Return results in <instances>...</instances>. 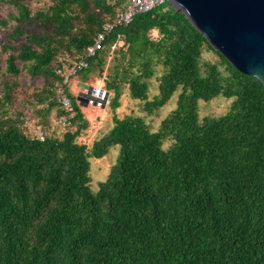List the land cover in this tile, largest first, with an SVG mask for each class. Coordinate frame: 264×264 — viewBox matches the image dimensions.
<instances>
[{
	"label": "trees",
	"instance_id": "1",
	"mask_svg": "<svg viewBox=\"0 0 264 264\" xmlns=\"http://www.w3.org/2000/svg\"><path fill=\"white\" fill-rule=\"evenodd\" d=\"M123 6L0 0V264H264V88L256 79L237 73L165 3L114 27L87 67L63 80ZM117 35L124 51H110ZM104 71L110 128L85 146L77 139L88 123L67 83L79 76L89 89ZM123 93L146 116L174 93L175 106L152 132L143 117L114 115ZM216 97L226 112L198 119L197 102ZM61 120L56 135L51 124ZM111 147L116 161L92 192L88 160Z\"/></svg>",
	"mask_w": 264,
	"mask_h": 264
},
{
	"label": "water",
	"instance_id": "2",
	"mask_svg": "<svg viewBox=\"0 0 264 264\" xmlns=\"http://www.w3.org/2000/svg\"><path fill=\"white\" fill-rule=\"evenodd\" d=\"M239 74L264 88V0H166Z\"/></svg>",
	"mask_w": 264,
	"mask_h": 264
},
{
	"label": "rangeland",
	"instance_id": "3",
	"mask_svg": "<svg viewBox=\"0 0 264 264\" xmlns=\"http://www.w3.org/2000/svg\"><path fill=\"white\" fill-rule=\"evenodd\" d=\"M111 58V54L108 52L106 58V65ZM104 78L105 81V71L101 74L99 79H95L91 82V86H97L101 82V79ZM88 86L83 84L82 78L75 77L72 78L67 83V90L71 93V95H75L77 103L79 105L80 111L83 117L87 120L88 126L86 131H84L77 142L83 144L85 146H90V144L105 134L108 129L110 128V118L111 113L109 112L107 105L104 106L102 109L96 108L94 106L86 105L80 99H77L78 95H85ZM156 94V84L151 80L149 82V89H148V99H151L152 96ZM176 100V93H174L169 100L164 104L157 115L146 116L144 113L140 112V104L134 101H130L126 95H123L119 99V107L114 111V115L118 118L125 116V115H136L143 117L145 124L150 128L152 132L156 131L159 122L164 119L169 112L174 109ZM228 107V102L223 100L220 97L213 98L207 102H197V118L201 119L203 117H216L223 115ZM31 125V123H30ZM51 131L58 135L62 132L61 124H56L52 122ZM32 129V126H30ZM167 146V143L163 144V148ZM118 154L117 147H111L106 155H104L100 159H89V189L92 192H95L96 185L99 182H102L110 167L114 165Z\"/></svg>",
	"mask_w": 264,
	"mask_h": 264
},
{
	"label": "built area",
	"instance_id": "4",
	"mask_svg": "<svg viewBox=\"0 0 264 264\" xmlns=\"http://www.w3.org/2000/svg\"><path fill=\"white\" fill-rule=\"evenodd\" d=\"M114 1H121L123 2L124 6L121 11L118 12L116 17L109 23H105L100 32L95 36L92 44L86 48L85 56L73 63H70L62 72L63 80L65 81L69 77H73L77 72L84 70L87 67L86 59L93 56V54L99 50L104 37L108 34L114 27L125 26L130 23L131 19L138 14L147 13L150 10L161 7L166 3V0H110ZM120 48L122 51L125 50L126 45L123 43L122 37L117 35L113 44L110 47V51ZM59 72V71H58ZM104 78L101 79L103 82ZM77 99H80L86 105L94 106L96 108L102 109L108 103V93L102 87L100 83L97 86H91L89 89L86 90L85 95H78ZM59 103L62 107H67L68 102L64 98H60ZM63 124L61 120L59 122ZM29 126V125H28ZM31 130V135L36 138L38 141H42L44 138V134L39 130Z\"/></svg>",
	"mask_w": 264,
	"mask_h": 264
},
{
	"label": "crops",
	"instance_id": "5",
	"mask_svg": "<svg viewBox=\"0 0 264 264\" xmlns=\"http://www.w3.org/2000/svg\"><path fill=\"white\" fill-rule=\"evenodd\" d=\"M84 103V102H83ZM29 128V127H28Z\"/></svg>",
	"mask_w": 264,
	"mask_h": 264
}]
</instances>
